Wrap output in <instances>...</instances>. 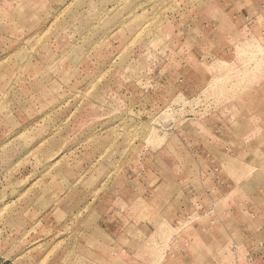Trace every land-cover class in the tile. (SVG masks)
Returning a JSON list of instances; mask_svg holds the SVG:
<instances>
[{
	"label": "rangeland",
	"instance_id": "obj_1",
	"mask_svg": "<svg viewBox=\"0 0 264 264\" xmlns=\"http://www.w3.org/2000/svg\"><path fill=\"white\" fill-rule=\"evenodd\" d=\"M0 264H264V0H0Z\"/></svg>",
	"mask_w": 264,
	"mask_h": 264
},
{
	"label": "crops",
	"instance_id": "obj_2",
	"mask_svg": "<svg viewBox=\"0 0 264 264\" xmlns=\"http://www.w3.org/2000/svg\"><path fill=\"white\" fill-rule=\"evenodd\" d=\"M243 217L245 219L241 218V231L244 233V236L245 235H254L255 231H250V230H252L251 228H249V230H246V229L243 228V227H245L244 226L245 222H247L246 216H243ZM258 228L259 227H257V229H256L257 232H258Z\"/></svg>",
	"mask_w": 264,
	"mask_h": 264
}]
</instances>
